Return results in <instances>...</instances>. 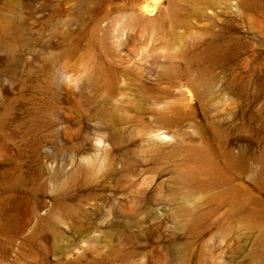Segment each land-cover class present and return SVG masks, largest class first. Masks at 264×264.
Returning <instances> with one entry per match:
<instances>
[{"label":"rangeland","instance_id":"1","mask_svg":"<svg viewBox=\"0 0 264 264\" xmlns=\"http://www.w3.org/2000/svg\"><path fill=\"white\" fill-rule=\"evenodd\" d=\"M141 1L0 0V264H264V0Z\"/></svg>","mask_w":264,"mask_h":264},{"label":"bare ground","instance_id":"2","mask_svg":"<svg viewBox=\"0 0 264 264\" xmlns=\"http://www.w3.org/2000/svg\"><path fill=\"white\" fill-rule=\"evenodd\" d=\"M158 0H142L141 1V3L139 4L140 5V15L142 14V15H144V16H146V15H151V14H153L154 13V11L156 10V8H157V5H158ZM168 13H169V11H168ZM140 19V16H139V14H133L132 16H131V20L132 21H138ZM168 58L170 59V60H172V59H175V58H177V56H176V54H170L169 56H168ZM167 70L168 71H172L173 70V66L171 65V66H169L168 68H167ZM170 136L169 135H167V134H163V133H158V132H155L154 134H153V138L156 140V141H159V142H166V140L169 138ZM156 141H154L153 140V145L155 146V148H157L158 147V143L156 142ZM102 141L101 140H99V143H101ZM199 162L201 163V160H199ZM186 176V174H181V177H185ZM183 210L182 209H180V212H182Z\"/></svg>","mask_w":264,"mask_h":264}]
</instances>
